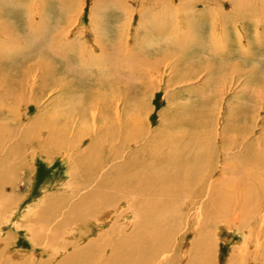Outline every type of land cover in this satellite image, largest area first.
I'll return each mask as SVG.
<instances>
[{"label":"bare ground","instance_id":"obj_1","mask_svg":"<svg viewBox=\"0 0 264 264\" xmlns=\"http://www.w3.org/2000/svg\"><path fill=\"white\" fill-rule=\"evenodd\" d=\"M23 1L0 0V9H4L6 3L9 5L20 3L19 7H23L26 0ZM215 1L217 0H194L195 3L188 7L187 0H181L184 5L178 6L182 8L181 10H192L199 16L204 12L209 14ZM229 1L230 4L217 1L222 4L217 9L216 19L223 22L224 27L229 20L239 31H245L252 25L261 27L263 21H259L261 13L253 9L254 12H250V3L249 5L246 3L244 7L245 2L241 3V0ZM199 4L203 6L202 9L197 8ZM169 8L177 11L172 1ZM245 11L249 13L243 14ZM66 14L68 20L69 14ZM149 18L151 22L155 19L152 15ZM23 19V25L15 27L10 42L4 38L9 36L8 27L10 29L11 26L2 19L0 50L18 52L16 58L24 59L23 67L17 71L19 73L21 71V78L24 77L22 86H25L26 82L27 86L30 85L31 91L39 93L40 98L47 93L51 95L57 93L58 105L61 104V108L65 107L64 110L59 109L57 116H51L52 119L48 116L49 126L43 131L47 138H41L45 133H41L38 139V136L30 137L31 130L33 132L39 125L32 124L20 130L19 121L20 126L13 122L10 128H7L0 119V264H217L216 239L224 240L225 233L237 235V231L231 227L242 229L247 235L244 243L237 245L235 254L231 255L228 264H264V217L253 208L258 197L262 198L264 195V149L262 148V153L257 150V146L264 144V132L261 130L260 139H256L252 144H246L234 155L231 147L238 150L247 131L239 128L240 137L234 144V141L225 137L231 128L228 119H225V127L213 135L209 128L212 122L208 113L193 114L188 111L189 113L185 115H191V118L184 120V117L177 116L182 112L175 110L173 111L175 118L171 116L167 122L162 119L160 128L150 131L148 125L143 124V120L128 115L131 105L129 102L126 104L122 99L115 108L113 103L115 97H111L113 94L107 91L110 86L107 84V76L128 70L130 59L132 62L136 60L131 57L132 52L128 44L120 49L114 46L113 50L100 48L101 54H98V49L93 45L89 46L85 41H71L67 35L60 38L55 31L46 32L40 23L35 21L36 17L27 18L26 14L23 15ZM178 22L171 29V35L165 31L167 33L165 39H172L171 46L165 41L164 43L172 48L167 49L174 54L170 55V58L175 59L171 72H177V75L190 79L200 71L194 68L195 63L193 66L181 62L192 57L193 61H200L199 57L189 55V49L199 47V44L204 48L211 43L217 45L214 34L216 30L212 28L211 35L193 40L189 38L190 36L184 37L182 33L180 35L177 33L182 29L191 28L193 26L191 22L183 23L180 19ZM157 27L162 29L160 24ZM162 34L163 31L159 33ZM243 38L241 35L240 39ZM13 40H17V46H6L7 43H13ZM227 41L225 36L224 39L218 40L220 43ZM262 44L258 47L261 51ZM229 47L223 50L225 55L232 54ZM105 54L111 58L115 56V65L104 63L109 62L105 61ZM156 55H160V48L156 50ZM141 56L149 59L146 57L152 55L148 51L136 54L138 58ZM121 59H124V64H117ZM148 65L150 68L146 67ZM180 65L184 67L183 71ZM161 66L159 64L154 66L153 62L146 61L143 64L141 71L144 76L141 80L144 84L142 90L139 88L143 95L147 94V89L151 86V79H147V71L160 73ZM220 67H223L222 63L204 69L211 75V71ZM13 82L14 80L9 81L8 85L6 81H0V85L7 84L6 88H1L0 96L10 97L11 100L9 89ZM84 89L87 92H84ZM8 98L5 102H8ZM14 98L16 102L9 107L0 105V117L6 110L7 113L14 115L10 108L13 104L20 105L22 101L20 96ZM232 111L233 109H229L228 113ZM234 113L241 114L243 119L247 117L245 110H234L232 114ZM260 123L263 126L264 119ZM75 131L78 135L74 133L75 141H72L71 136ZM23 132L25 136H22ZM18 135L24 138L23 142L36 145L37 151H32L30 158L32 162L39 151L48 156L54 152L64 151L70 166L74 167L70 171L72 180L67 183V189L71 193L67 196H57L53 203L49 199L51 207L46 206L35 218L29 219L30 221L24 220L20 224L13 223L18 210L11 211L10 207L11 201L15 199L17 186L22 181V178H19L21 164H24L22 158L28 160L30 155L27 154L29 148L26 153L22 152L20 148L22 143L17 140ZM53 137L57 141L53 140ZM87 141L90 144L84 149ZM137 146L140 148L136 150ZM108 149H111L112 152L109 154L112 157L108 156L105 160L104 156L107 153L104 150L109 152ZM215 152L217 167L213 163ZM123 157L124 163L120 161L122 164L102 175L106 166L110 167L109 162L116 163ZM231 163L235 164L233 168ZM233 169L238 170L236 173L240 180L235 179ZM9 212L11 219L7 218ZM43 222L44 226L38 228ZM10 223L18 230L27 229L31 242L43 248L41 259L36 256V250L30 253L31 251L13 249L12 236L3 237V228ZM75 223L84 224L86 228L92 224L99 230L109 227L107 231H101L102 235L96 239L99 242L93 240L86 247L75 248L78 246L72 235L76 231L70 233L69 230V226ZM191 230L196 234L195 239L189 244L190 250L183 252L182 249L187 244L185 238ZM180 234L184 236L182 249L179 248L180 244L178 245ZM89 235L81 234V237L85 240ZM109 237L113 242H106ZM67 253L69 255H66ZM59 258L63 259L58 261Z\"/></svg>","mask_w":264,"mask_h":264},{"label":"rangeland","instance_id":"obj_2","mask_svg":"<svg viewBox=\"0 0 264 264\" xmlns=\"http://www.w3.org/2000/svg\"><path fill=\"white\" fill-rule=\"evenodd\" d=\"M15 1L20 2V0ZM170 1H172L173 5L177 8L176 12L170 10ZM217 1H222V3L225 2L228 4L231 3L229 0ZM217 1H215V3L213 2L214 4H212V9L209 14L204 12L201 13V15L196 16L194 12L192 10L190 11L188 8V10H181L182 8H180V6L182 7L184 5L181 0H26L23 7H19L20 3L19 5H9L6 3L7 6L4 9H0V24H2L4 20L11 26L10 29L8 27L9 36H5L4 38V40L8 42L12 39L10 36L14 35L16 30L15 27L23 25V15L26 16L27 14V18L36 17L37 19L35 21L40 23V26H42L46 32L52 33L55 31L60 38H65L67 35L70 37L69 39L71 41H85L89 46L93 45L96 47L98 49V54H101L102 49L113 50L114 46L120 49L122 46L128 44L129 49L132 52L131 57H134L136 60L132 62V59H130L129 69L126 71L124 70L125 72L120 71L121 73L119 72V75L107 76L106 78L108 81L107 84L110 85L108 86L107 91L113 94L110 95L111 97H115V101L113 102L115 108L122 99L126 104L129 102L131 105L128 115L143 120V124H147L150 131L160 128L162 119L167 122V120L169 121V118H172L171 116L174 117L175 112L173 115V111L175 110L182 112L177 116H180L181 118L184 117V120L191 118V115H185V113H189L190 111L193 114L195 112H201L204 114L208 113V117L212 122L210 123L211 126L209 128L213 132V135L216 134L219 129L225 127L224 121L225 119H228L231 128L228 130L225 137L227 136L228 140L234 141V144L237 141L236 139L240 137V129L247 131L243 136L240 148L236 150L231 147V151H234L232 154L235 153L234 155H236L243 146L248 143L252 144L256 139H260V135H262L261 130L262 133L264 132V124L262 126L260 123V121L264 119V0H238L241 3L245 2L243 3L244 7L246 3L248 5L250 3L249 6H253V8H249L248 5L246 7L250 9V12L258 10L257 12L261 13V16L259 17L260 20H258H263L261 22V27L258 28V26L252 25L247 27L245 31L237 30L236 26L230 23V20L224 27V23L219 19H216L218 18L217 9L222 4ZM194 3V0H187L188 7L189 5L191 7ZM70 7L72 9H70ZM197 8L202 9L203 6L199 4ZM67 9H70L71 11H66ZM228 9L229 8H227V11ZM247 12L245 11L242 13L246 14ZM66 13L69 14L67 16L68 20L66 19ZM150 15L155 18L152 22L149 20ZM157 18H160L161 20H158ZM14 19L18 21L15 22L16 20ZM179 19L183 21V23H185V21L191 22L193 26L189 29H182L183 31L181 30V32H177L178 35L182 33L181 35L184 37L190 36L189 38H192L193 40H197V38H201L202 36L207 37L211 35L212 28H215L216 30V33L214 34L217 38V45L211 43V45L204 48L199 44V47L195 46L189 49V55L199 57L201 59L200 61H193L192 57L191 59H184V61L181 62V64L183 63L184 65L187 64L193 66L195 63L194 68L200 71L196 73L197 75L194 78L188 77L190 79L182 77L183 75H177V72H171V68L174 66L173 64H175V59L170 58V55L174 56L173 52L170 51L172 48L166 46V43L171 46L172 39H165L167 36L165 31L171 35V29L179 23ZM159 24L161 25V30L157 27ZM162 31L163 34L159 35ZM241 35L244 37L243 40L240 39ZM224 36L227 37L228 41L224 43L218 42V40L224 39ZM260 40H262V42H260ZM13 41V43H7L6 46H17V40ZM164 41L166 43H164ZM96 43L99 46H97ZM261 44L263 46L262 51L258 48ZM101 46H103V48ZM227 46H230L231 55H225V52H223ZM159 48L160 55L157 56L156 50ZM145 51L151 53L152 56L146 57L149 59L142 58L143 55L140 58L136 57L137 53L144 54ZM17 53L18 52L14 53L7 49L0 50V81L2 82L4 80L9 85L8 82L14 80L9 89L11 100L9 99L10 97L4 98V96L1 95L0 105L3 107L8 105L9 107L12 103L16 102L14 96H20L22 98L20 105L15 106L13 104L10 108L12 109V112H14L15 117L12 113H7L6 110L0 119L3 125L7 128H10L13 122L20 126L19 121L21 122L20 130H23L24 128L26 129L32 124L39 125L36 126V129H33V132L32 130L30 132L31 138L33 136H38V139L41 136L40 134H44L45 132L43 131L48 129V121H50L48 116L52 119L53 117L51 116H57L59 109L64 110L65 106L61 108L62 105H58L57 93L53 95L47 93L43 98H40L38 96L39 93H37V91H31V89H29L30 85L27 86L25 81V86H22V80L24 77L21 78V71L20 73L17 71L20 67H23L22 62L24 59L19 57L17 59ZM105 57V61L109 62L104 63L115 65V56L114 58H111L110 56L107 57L105 54ZM123 60L124 59H121V61L119 60V63L117 64H124ZM145 61L153 62L154 66L158 64L160 66L162 65L163 68L162 66L160 67L162 69L160 73L153 72L152 70L147 71V79H151V81L149 80L151 86L147 89V94L143 95V92L140 91L143 89L142 87L144 84L141 80L144 76L141 69ZM126 62L128 63L129 61L126 60ZM156 62L158 64H156ZM221 63L223 67L211 71V75H209L206 69H204L205 67H212L215 64ZM149 66L150 65L146 67L150 68ZM180 66L183 71L184 67L182 65ZM151 72L153 73L151 74ZM7 84L0 85V90L1 88H6L5 86ZM112 85H114L115 88H112ZM3 90L5 91V89ZM84 92H87L86 89H84ZM5 94L8 93L5 92ZM7 96H9V94ZM6 98H8V102H5ZM229 109H233L230 114L228 113ZM234 110H245L248 119L247 117L243 119V116L241 114L238 115V113L237 115H235L236 113L232 114ZM17 118H20V120ZM253 121H255V123ZM181 130L184 132L182 128ZM74 133L76 136L78 135L75 131L72 133V136ZM22 136H25L24 132ZM72 136L71 140L75 141V137ZM45 137L47 138L46 133L42 135L41 138ZM23 139V137L17 138V140L22 143L20 148L24 153H26L29 148L27 154L29 153L28 156H30L28 160L27 158H22V160H26V163L23 161L24 164H21L20 177L18 176L19 178H22V181H20L19 184L17 183L18 186L14 195L15 199L11 201L10 207L11 211L15 209L18 210V214L16 213L13 223L19 224L24 220L30 221L29 219L35 218L36 214H39L41 210L46 208V206L51 207L57 196L69 195L71 192L67 189V183L72 180L70 171L74 169L73 165L70 166L64 151L54 152L50 156L39 151L35 161L32 162V160H30L32 157V151H37V147L34 143L30 144V142H23ZM52 139L56 140L54 137ZM211 141H213V138H211ZM89 144V141H87L83 148H87ZM115 146L116 148L118 147L117 145ZM139 148L140 147L137 146L135 149L137 150ZM262 148L264 149V144L257 146V150H259L260 153L263 152ZM5 150H7V147ZM106 150H104V152L107 153L104 156L105 160L108 156H111L110 152H112L111 149H108L109 152ZM130 152H127V154ZM216 153L217 152H215L213 159L215 167H217L218 164ZM127 154H125V156H127ZM120 161H123L122 163H124L125 157L116 163L115 161L109 162L110 167L107 165V168H105L102 175L113 170L115 166L122 164ZM233 165L235 164L231 163L232 168L234 167ZM233 170L234 172L232 171V174L234 175L235 173L236 175H234V177L235 179H238L240 177L236 173L238 170ZM240 179L241 178L238 180ZM231 187L234 188V186ZM256 197L257 195L254 197V200ZM49 199L52 203L48 201ZM253 208L261 213L260 216L263 215L264 217V195L262 198L258 197ZM10 215L11 213L9 212L7 218L9 217V219H11ZM44 224L45 222L41 223L38 228H42ZM84 227V224L82 225L79 223L69 226L70 233L75 231L77 233H74V236L71 234L76 243L73 242L78 246L75 248L86 247L89 242L96 239L98 240L100 235H102L101 231H107L109 226L104 227L102 230L97 229L92 224L83 229ZM231 228L236 230L238 234L232 236L225 233L223 236L224 240L216 239V253L218 255L216 258L217 264H228L229 258L234 253V250H236V247H238L237 245H241L245 241V236L247 234H244L242 229ZM3 234L4 238L12 236L11 242H13L14 250L23 252L31 251L30 253L36 250V256L41 259L40 255L44 253L43 248L40 246L37 247L31 242L30 234L26 228L18 230V228L16 229L12 223L6 224L3 228ZM81 234L90 235L84 240L81 237ZM195 235L196 234L191 230V233L185 238L187 244H185L184 247V236L183 234L179 235L178 245L180 244V249L183 247V252L190 250L189 244L195 239ZM110 241L113 242L110 237L107 238L106 242L111 243ZM73 252L71 251V253ZM66 255L69 254L67 253ZM45 258L47 259V257ZM61 259L63 258H59L58 261Z\"/></svg>","mask_w":264,"mask_h":264}]
</instances>
